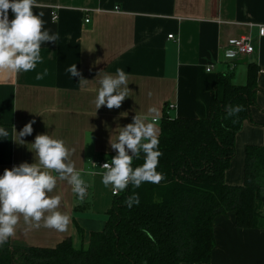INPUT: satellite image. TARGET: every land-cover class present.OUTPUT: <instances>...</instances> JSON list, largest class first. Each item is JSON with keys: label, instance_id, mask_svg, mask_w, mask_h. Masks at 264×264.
<instances>
[{"label": "crops", "instance_id": "1", "mask_svg": "<svg viewBox=\"0 0 264 264\" xmlns=\"http://www.w3.org/2000/svg\"><path fill=\"white\" fill-rule=\"evenodd\" d=\"M37 2L39 7L33 11L44 13L45 28L58 32L59 40L41 47L40 62L33 71H0V126L10 133L8 139L0 140V175L23 162L38 163L34 150H29L31 143L37 135L48 134L65 142L72 152L70 160L82 172L89 191L83 201H78L71 185L58 179L50 195L62 197L59 210L70 216L67 230L30 228L21 217L10 242L54 247L71 238L79 245L81 230L87 242L93 231L106 226L115 199L111 187L101 182L105 170L99 164L116 155L110 139L117 140L119 127L132 123L136 114L152 121L158 134L165 112L172 118H206L218 87V74L230 73L234 83L245 84L254 64L258 87L250 116L236 135V153L225 172L228 184L244 183L246 147H264V37L258 36V27L264 25V0ZM52 11L58 15L55 20ZM13 18L9 10V19ZM246 36L253 37L256 50L230 69L224 46L231 39ZM72 64L89 81L100 71L114 75L116 69H124L128 97L119 108L101 106L96 111L98 83L81 91L79 77L71 78L66 72ZM170 104L175 107L168 108ZM30 121H35L33 132L22 137L21 144L14 128L19 133ZM88 171L95 175H88ZM214 232L216 242L209 264H264V216L258 226L242 228L234 212L219 215L214 220Z\"/></svg>", "mask_w": 264, "mask_h": 264}, {"label": "trees", "instance_id": "2", "mask_svg": "<svg viewBox=\"0 0 264 264\" xmlns=\"http://www.w3.org/2000/svg\"><path fill=\"white\" fill-rule=\"evenodd\" d=\"M257 72L250 65L245 84L219 73L206 118H172L165 112L157 167L164 179L139 188L129 185L115 195L106 226L87 242L83 230L79 245L71 238L54 247L8 241L0 246V264H209L217 216L234 212L239 227L252 228L264 215V147H246L242 185L225 181L236 135L250 116ZM226 105H243L244 111L229 117ZM143 162L134 160L133 167ZM133 195L140 202L129 208L126 201Z\"/></svg>", "mask_w": 264, "mask_h": 264}, {"label": "clouds", "instance_id": "3", "mask_svg": "<svg viewBox=\"0 0 264 264\" xmlns=\"http://www.w3.org/2000/svg\"><path fill=\"white\" fill-rule=\"evenodd\" d=\"M37 7V0H0V71H33L40 62L41 47L46 42L55 44L59 40L58 32L51 33L45 28L44 13L33 11ZM9 10L14 17L11 20ZM234 55L233 51L226 52L228 57ZM66 72L71 78L79 77L81 91L87 90L93 82L98 83L96 111L101 106L108 109L119 108L128 97V74L124 69H116L114 75L100 71L91 81L83 78L76 64L69 66ZM225 108L229 117L244 111L243 105H226ZM33 123L35 121L27 123L19 133L13 126L21 144L24 143L22 137L32 134ZM119 128L121 130L117 140L112 142L110 139L111 148L116 151V155L111 158L110 163L106 162L102 166L105 170L102 184L110 186L113 195H118L129 185L139 188L145 182L158 184L164 177L157 171L162 152L159 150L158 131L154 123L136 114L132 123ZM9 135V131L0 126V140L8 139ZM31 146L29 150H34L39 158L38 163L23 162L5 169L0 175V246L15 236L21 217L30 228L42 226L59 232L67 230L70 216L59 210L62 197L50 195L56 188L58 179L66 180L71 185L78 201H83L88 195V184L83 179L82 172L70 160L72 152L62 139L40 134L35 137ZM141 158L144 162L133 167V161ZM48 170L54 171L56 175ZM87 174L95 175L91 171ZM139 202L138 195H133L126 201L129 208Z\"/></svg>", "mask_w": 264, "mask_h": 264}, {"label": "built area", "instance_id": "4", "mask_svg": "<svg viewBox=\"0 0 264 264\" xmlns=\"http://www.w3.org/2000/svg\"><path fill=\"white\" fill-rule=\"evenodd\" d=\"M52 18L54 20L58 18V15L55 11H52ZM86 22L89 23L90 19H87ZM258 36L264 37V25L258 27ZM169 37L173 38V35H169ZM255 50H256V47H255V41H254L253 37L252 36H246V37L235 38V39L229 40L226 43V45L224 46L223 53H224L225 57L228 59V61H230V63H229L230 69H234L237 66V62L239 59H241V57L250 56V55L254 54ZM228 51H233L235 53V55L233 57L226 56V52H228ZM207 71H211V69H207ZM262 72H264V69L262 70ZM174 107H175L174 104H170L168 106V108H170V109H172ZM157 121H158V119L155 118L154 122H157ZM110 162L111 161H109V163ZM104 163H106V162H102L99 164L102 170H104L102 168ZM88 191H89V189H87V192Z\"/></svg>", "mask_w": 264, "mask_h": 264}, {"label": "rangeland", "instance_id": "5", "mask_svg": "<svg viewBox=\"0 0 264 264\" xmlns=\"http://www.w3.org/2000/svg\"><path fill=\"white\" fill-rule=\"evenodd\" d=\"M264 216V215H263Z\"/></svg>", "mask_w": 264, "mask_h": 264}]
</instances>
